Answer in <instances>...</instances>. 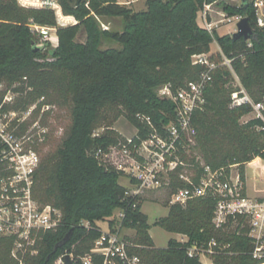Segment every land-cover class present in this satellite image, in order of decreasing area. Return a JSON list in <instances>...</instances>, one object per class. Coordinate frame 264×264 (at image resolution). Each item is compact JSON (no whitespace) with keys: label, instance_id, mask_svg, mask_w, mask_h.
Listing matches in <instances>:
<instances>
[{"label":"trees","instance_id":"trees-1","mask_svg":"<svg viewBox=\"0 0 264 264\" xmlns=\"http://www.w3.org/2000/svg\"><path fill=\"white\" fill-rule=\"evenodd\" d=\"M60 20L73 25L61 26L56 13L49 9L26 8L18 0H0V83L6 91L18 94L13 105L2 111L27 109L31 104L68 102L72 123L57 149L42 159L33 186L34 198L62 212V223L56 230L41 231L36 245L27 253H18L25 264H56L64 254H73L72 264H82L102 236L100 222L114 230L115 212H124L122 228L132 230L125 236L130 252L142 264H202L200 256L189 257V250L207 249L216 242L211 264H264L253 257L254 243L242 217L230 218L222 229L213 224L217 197L207 194L190 200L187 205H170L169 214L155 221L166 231L181 235L187 241H169L166 248L156 247L148 217L142 212L143 199L126 196L121 175L104 165L86 149L88 137L102 128L94 138L96 149L103 153L126 143L114 128L126 118L141 136L148 130L137 116L150 117L161 128L175 119V105L158 96L159 90L171 85L176 92L195 82L207 67L193 64V56L210 54L218 65L205 91L203 109L194 113L195 143L182 158L193 165V179L198 184L205 166L212 171L237 165L246 183V165L264 158V132L259 119L242 122L251 108H232L233 72L256 102L264 104V30L258 27L257 13L248 0L232 5L225 0H148L146 10L134 12L119 0H59ZM222 8L228 18H247L254 34L250 41L209 32L201 19L205 5ZM119 18L122 31L102 30L100 19ZM76 23V24H75ZM34 26L56 28L58 45L46 49L39 45L41 34ZM81 29L85 43L77 41ZM113 41L121 48L103 49V41ZM218 44L220 51L213 52ZM231 61V68L225 65ZM50 59V60H49ZM44 60V61H41ZM26 93V97L24 96ZM5 92L0 93V105ZM1 151V147H0ZM183 182L173 178L170 196ZM88 223V226L85 225ZM69 240L63 243L69 235ZM61 244V245H60ZM60 245V246H59ZM14 239L0 235V264H19L13 257ZM37 254L32 255L31 251ZM96 264L103 258L95 257Z\"/></svg>","mask_w":264,"mask_h":264},{"label":"built area","instance_id":"built-area-1","mask_svg":"<svg viewBox=\"0 0 264 264\" xmlns=\"http://www.w3.org/2000/svg\"><path fill=\"white\" fill-rule=\"evenodd\" d=\"M136 1L139 0H124L119 1V4L129 6ZM250 1L256 9L258 27L264 30V0ZM18 3L26 8L49 9L56 15L62 12L59 0H18ZM212 6L213 4L205 5L201 13L204 27L209 32L218 26L215 25L218 23L210 19ZM241 19L243 18L240 16L228 18L225 15L220 22L234 20L238 24ZM58 23L61 25L59 19ZM34 29L42 36H47L52 31L57 32L56 28L49 27L34 26ZM217 50L221 52L219 46ZM210 57V54L193 56L194 65L207 67L195 82L176 92L171 85H165L159 90L158 96L161 99L169 100L175 105L174 120L158 128L150 117L139 114L137 118L148 130L146 137H142V131L135 127V132L130 136L122 135L126 143L111 147L107 153L96 149L95 155L104 165L114 168L126 180L124 187L128 197L143 199L148 192L171 190L173 178L183 182L185 187H178L170 196L169 206H185L190 200L207 194L217 197L213 219L215 228H224L230 218L242 217L247 222L249 236L254 243L253 257L264 259V195H248L247 183L243 182L237 165L230 166L227 174L223 169L212 171L209 166L202 164L204 173L199 183L195 184L193 165L181 156L189 153V148L195 143L194 113L203 109L206 103L205 91L212 81L213 72L218 68ZM224 64L231 68L230 60L225 58ZM233 77L234 90L231 93L230 106H249L251 111L247 116L261 120L263 125L259 129L264 132V104L254 101L234 72ZM41 100L44 101V98ZM41 100L39 103L43 102ZM10 102L12 99L3 100L0 111L4 104ZM11 114L16 116L15 111ZM25 120L17 117L6 123L0 116V235L14 239L12 255L19 260V264L25 262L18 253L25 254L34 248L37 235L41 231L56 230L62 223V212L59 209L43 205L33 196L35 177L42 163L40 147L46 142V131L40 129L36 134H17L15 130H10L11 123L16 121L21 125ZM102 132H96L92 137H100ZM123 218L122 211L119 224L114 230L102 232L91 253L81 259L82 264H96V256L103 258L102 264H142L141 258L130 252L131 246L122 234ZM85 225L88 226V223ZM185 241L187 240L182 239L181 242ZM215 247V241L209 243L207 249L198 250L196 246H192L189 257L206 258L214 253ZM31 254H37V251L32 250ZM66 255L74 261L73 254H64L56 264H65L63 258Z\"/></svg>","mask_w":264,"mask_h":264},{"label":"rangeland","instance_id":"rangeland-1","mask_svg":"<svg viewBox=\"0 0 264 264\" xmlns=\"http://www.w3.org/2000/svg\"><path fill=\"white\" fill-rule=\"evenodd\" d=\"M124 1V0H119ZM148 0H139L136 1L129 6L128 8L132 9L134 12H140L146 10V3ZM226 2L232 5H240L241 0H225ZM212 12L210 13V19L214 21L215 25H218L216 29L217 33L220 36L230 35L232 36L237 28L235 27L236 22H229L226 20L224 22H220L223 20V15L220 12H223L222 8L217 5L212 6ZM226 15V14H224ZM58 16V15H57ZM61 25H73L72 20L61 19L58 17ZM227 19V18H226ZM102 30H113V31H122L123 24L121 19L113 18V19H100ZM76 24V23H75ZM86 35L84 30L81 29V33L77 39L80 43H85ZM58 45V39L56 33L52 31L47 36H41L39 47L42 49L56 47ZM103 49L109 48H121L120 44L113 41H103L102 45ZM218 49L217 44L212 46V51L216 52ZM50 60V59H49ZM44 61V60H41ZM18 85H14L11 90ZM6 91V84L0 83V93L5 92L3 100L12 99V102L8 103L13 105L18 98L19 95L14 93L13 91ZM25 98L24 96H20ZM54 100L53 104H44L42 107L37 108L39 102L31 104L27 109H19L16 110V116L12 115L11 112H3L2 108L0 111V116L2 117L4 122H10L11 119H16L17 117L20 119H26L25 122L21 125H18L16 121L11 123L10 130H15L17 134H25L26 132L37 133L40 129L46 131V142L40 147V153L42 159L46 157L49 153L54 152L59 144L65 138V135L72 123L71 116V107L68 102L63 101H55L56 98H52ZM43 101V100H41ZM3 102V101H2ZM2 105V104H1ZM36 105V106H35ZM2 114V115H1ZM251 116H246L242 119V122H247L251 119ZM114 128L121 133L123 136H130L133 132H135V126L128 121L126 118L122 117L114 126ZM102 128H97L94 133L102 132ZM197 160L201 161V164L204 165V161L199 155V153L195 152ZM246 177H247V191L248 195L251 197H260L264 195V158H256L252 162H249L246 165ZM120 183L122 185H126V180L124 178L120 179ZM171 190L165 189L164 191H156V192H148L143 197V205L142 212L145 213L148 217V223L151 225L150 235L158 248H166L168 243L172 239H177L178 241H182V239L187 240L186 237H182L181 235L173 234L160 226H155L154 223L156 220L166 217L169 214V205L168 200L170 198ZM122 211L118 210L115 212L114 219L117 225L120 222V216ZM100 227L103 231H107L108 225L106 222H100ZM116 225V226H117ZM135 232L132 230L123 229V236H133ZM201 261L203 264H211L209 258H205L201 256Z\"/></svg>","mask_w":264,"mask_h":264},{"label":"water","instance_id":"water-1","mask_svg":"<svg viewBox=\"0 0 264 264\" xmlns=\"http://www.w3.org/2000/svg\"><path fill=\"white\" fill-rule=\"evenodd\" d=\"M243 3H246L248 0H241ZM254 31L253 28L251 27L249 21L247 18H243L239 21L237 24V31L232 35L233 39H239V38H244L245 41H250L253 37ZM39 46L36 47V50H38ZM95 145V140L93 137H88L86 141V149L88 152H90L92 155H95L96 148L94 147ZM69 235L64 239L63 243L67 242L69 240ZM61 245V244H60ZM59 245V246H60ZM63 262L65 264H72V259L69 255H66L63 258Z\"/></svg>","mask_w":264,"mask_h":264},{"label":"crops","instance_id":"crops-1","mask_svg":"<svg viewBox=\"0 0 264 264\" xmlns=\"http://www.w3.org/2000/svg\"><path fill=\"white\" fill-rule=\"evenodd\" d=\"M241 2H242V1H241ZM220 14L223 15V19H224V16H225V15H224V14H225L224 11H223V12H220ZM225 21H226V20H225ZM229 22H233V21H229ZM235 27L237 28V23H236ZM215 28H217V26H216ZM246 183H247V177H246ZM182 237H184V236H182Z\"/></svg>","mask_w":264,"mask_h":264}]
</instances>
